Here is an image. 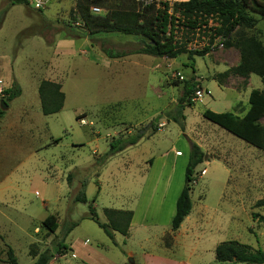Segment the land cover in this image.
Returning <instances> with one entry per match:
<instances>
[{"label":"rangeland","instance_id":"374dc122","mask_svg":"<svg viewBox=\"0 0 264 264\" xmlns=\"http://www.w3.org/2000/svg\"><path fill=\"white\" fill-rule=\"evenodd\" d=\"M77 1L52 0L44 10L35 11L0 0V108L1 101L7 105L0 119V188L26 190L27 207L35 206L40 213L57 217L60 224L54 234H48L36 220L0 207V213L7 216L0 217V250L5 251L4 257L11 248L17 264H32L31 246L58 255L57 244L61 238H65L63 245L67 250L60 264H118L121 261L130 264L129 260L139 264L142 253L163 251L177 264H218L214 260L216 245L231 240L264 251V223L252 218L253 214L264 216V208H254L255 202L264 199V153L202 117L204 110H210L233 112L240 118L248 107L249 93L262 89V79L253 74L245 78L233 75L218 78L239 64L237 44L226 47L223 39L215 38L211 51L204 57H194L193 63L186 55L166 59L139 54L142 45L138 37L121 34H101L91 40L83 37L86 33L76 14ZM89 1L90 12L91 8H98L99 13L95 15L100 16L110 10L125 14L138 11L140 3L137 0ZM152 1L172 5L187 0ZM254 18L258 23L245 34L255 37L264 47V18L256 15ZM216 26V21H209L208 28ZM202 31L189 33L179 27L176 36L179 41L190 39L188 50H201L209 42ZM105 51L124 56L109 59ZM192 79L197 84L195 92L200 91L201 96L196 99L194 93L192 106L184 109L182 129L170 116L175 113L185 82ZM42 80L60 84L65 97L62 110L52 116H43L40 112L37 89ZM13 81L19 85L21 95L8 102L3 91ZM259 124L264 128V120ZM139 133L143 136L138 143L120 152L121 156L115 160H130L135 173L140 168L154 173L161 166L159 155L169 154L172 148L170 158L161 169L163 176H167L173 150L180 151L183 157L177 160L171 176V191L178 183L180 191L183 187L190 142L198 140L206 148L207 156L195 169L190 184L194 213L200 206L198 198L205 206L207 220L203 219V223L208 232L205 231L204 238H192L180 231L172 238L170 221L175 206L170 216L168 203L159 210L155 205L146 212L139 209L137 220L143 217L147 228L133 229L126 237L114 233L113 240L86 219L89 206L94 208L102 224L106 223L105 208L137 207L138 198L119 201L115 194L120 190L110 188L105 179L102 183L98 175L103 172L99 160L109 151L110 143ZM151 159L153 168L149 169L148 164L144 167V162ZM227 170L228 178L224 173ZM68 175L72 176L69 184ZM139 176L132 175L121 183L133 181L138 191ZM82 185H85L86 204L73 201ZM161 188L160 184L158 193ZM40 199L46 201V208L43 209ZM232 208L238 209L239 219L229 223V229L239 230L237 238L233 233H224L228 226L226 217ZM72 223L78 225L64 236ZM35 227L46 233L47 238L36 236ZM78 239H88V245L98 248L101 255L82 258L72 244ZM128 252L133 256H127Z\"/></svg>","mask_w":264,"mask_h":264},{"label":"trees","instance_id":"16d2710c","mask_svg":"<svg viewBox=\"0 0 264 264\" xmlns=\"http://www.w3.org/2000/svg\"><path fill=\"white\" fill-rule=\"evenodd\" d=\"M89 2V0H78L76 3V14L86 33L82 34L83 37L90 40L101 34L138 37L142 45V48L137 52L139 54L158 58L165 57L166 59H175L180 55H186L187 59L193 63L194 57H204L211 51L210 46L215 38L223 39V45L226 47L236 43L240 53L239 64L219 74L218 78L226 79L231 75L245 78L253 74L262 79V89L260 91L252 90L249 93V108L243 117L239 118L232 112L214 113L210 110H204L202 117L264 153V128L259 124L261 120H264V47L255 37L245 34L258 23V20L254 18L255 15L264 18V0H187L174 2L172 5L162 1L150 4L138 3V11L125 14L121 11L110 10L101 16L90 12ZM8 3L10 6H28L25 0H8ZM209 21H216L217 26L208 28ZM179 27L189 33L203 29V34L208 37V46L201 50H188L187 42H190V39L186 38L185 42L177 39L176 32ZM104 54L109 59H118L124 56L110 51H105ZM218 84L221 85V83ZM196 87L197 84L193 79L185 82L183 94L178 100L175 113L170 116L171 120L178 123L182 129L183 111L186 107L192 106L191 101L194 98ZM37 92L40 112L43 116H52L62 110L65 97L60 84L42 80L38 85ZM3 95L10 102L21 95V89L13 81L10 87L3 91ZM3 116L4 112L0 110V119ZM156 130L154 129V132ZM142 136L143 133H139L130 138L113 140L109 145V151L99 160L100 165L127 147L136 145ZM204 159L205 154L200 147L191 144L184 172L183 187L177 197L174 215L170 221L171 232L177 231L191 212L192 186L190 184L195 169L204 162ZM67 181L68 184L72 181L71 175L67 176ZM81 187V191L73 201L86 204L85 185ZM254 208H264V199L255 202ZM103 214L106 218L105 224L98 221L94 208L89 206L87 219L93 221L110 240H113L114 233L123 237L128 235L133 215L131 211L105 208ZM252 218L264 223V216L253 214ZM41 227L46 229L48 234H54L59 227L57 218L53 215L46 217L41 222ZM75 227L76 224L72 223L64 232V236H67ZM64 239L61 238L57 244L59 256H63L66 251V247L63 245ZM6 254L8 264H17L11 248H8ZM30 255L34 259L32 264H49L54 257L48 249L39 252L36 245L30 247ZM214 260L218 264H264V251L253 249L236 240L224 241L215 247Z\"/></svg>","mask_w":264,"mask_h":264},{"label":"crops","instance_id":"0c3cea01","mask_svg":"<svg viewBox=\"0 0 264 264\" xmlns=\"http://www.w3.org/2000/svg\"><path fill=\"white\" fill-rule=\"evenodd\" d=\"M248 108H249V106L247 107L246 112H247ZM84 117H85V115H84ZM191 144H196L197 146H199L200 149H202V151L204 152L205 156H207L206 148L204 147V145L201 142H199L198 140L195 143L190 142V147H191ZM171 150H172V148L169 150L170 153L172 152ZM123 152L124 151H122V153ZM122 153L115 154V155L111 156L104 163L101 164L100 169H101V172L102 171L103 172L98 175V179H100V181L102 183L105 179L107 181L106 184H109L110 188H112L114 190L117 189V191L120 190L119 192H117L115 194V196H117V199L119 201L121 199L125 200L127 197L129 198V201H131L132 198H134V199L138 198V201H137L138 202V204H137L138 208L134 207V208H130V209H125L123 207V205H121L119 209H114V210L131 211L132 212L133 215H132V219H131L130 226L128 229V235H130V233L133 229L139 228V229L145 230V228H147V226H148V224L146 223V220L143 217L138 218V220H137L136 216H137V211L139 212V209H140V212H142V211L146 212L153 205H155V208L157 210H159L166 203H168V214H170V216H172V208L175 206V202H176L177 197L180 193V186H179V183L176 184L174 186V188H172V191H171V187H170L171 180L170 179H171L172 174L174 173V168H175V165L177 164V160L179 158L183 157V153H181L180 151H177L175 149L173 150L172 165L170 168V172L167 174V176H163L161 169L164 166V161L166 159L170 158V156H171L170 153L169 154L163 153L162 155H159L158 158L161 160V166H160V169H158L154 173H147V170H145V169L141 170V168L139 171H137V173H135L133 170H131V168L133 166L131 165L130 160L124 159V158H122L123 159L122 162L120 160H115L116 158L121 156ZM213 162H215V160ZM144 164H145L144 167H146V165L148 164L147 165L148 168L152 169L154 166V160L151 159V160L145 161ZM112 166H113V168H112ZM136 167H138V164H136ZM224 173H225L226 178H228L229 174H230L229 170H227V172H224ZM138 174L140 176L138 178L136 186L139 187L140 190L136 191V188L133 187V181L127 182L124 184L121 183L123 180H127V178L132 177V175H134L133 178H135V176H138ZM225 181H226V179H225ZM160 184H161L162 188L160 190V193H158V189H159ZM99 190H101V188ZM26 195H27L26 190L12 189L9 187L0 188V207H4V209L5 208L6 209H8V208L12 209V210L18 212L19 214H22L27 219H30L31 221L36 220L38 223L43 222V220L46 217L50 216V214L40 213L38 211V208L35 206H31V208L27 207V203H25ZM198 200L200 203L198 211H196L194 213L193 206H192L190 214L184 219V221L180 225L179 229L175 232H171L172 234H170V235L172 238L174 237V233H179V231H180V234H182V235L188 234V236H190L192 238H204L207 235L208 230L204 226L205 223H203V219L207 220V218L205 217V215H206L205 210H204L205 206L202 205L200 198H198ZM41 201H42L43 209L46 208L47 207L45 204L46 201H44V200H41ZM125 204H127V202H125ZM37 211L39 212V215H38ZM234 211H236V212H234ZM0 217H2L4 219L7 218V216L5 214H2V213H0ZM232 217L234 220H231ZM85 218L86 217H84L83 220H85ZM238 219H239V214H238L237 208L235 210L232 208L230 211H228V214L226 217V224L228 226H226L225 230L223 229L225 234L228 232L231 234L233 233L235 235L234 238H237L236 234L238 233L239 230L236 229V231L232 232V230L229 229V223H231V222L235 223V221ZM57 221H58V219H57ZM58 224H59V222H58ZM75 224H76V226L78 225V223H75ZM202 226H204L203 229H202ZM59 227H60V224H59ZM59 227H58V229H59ZM205 231H207V232H205ZM33 233L36 236L40 235L41 236L40 238H47L46 237L47 234L46 233L43 234L41 232V229L38 227L34 228ZM209 233H211V231ZM0 238H2V237L0 236ZM113 239H115V238H113ZM88 243H89L88 239H84V240L78 239V241H74V242L72 241V244H74L73 246H75L77 248V250L82 255L81 256L82 258L86 259L89 256H91L92 254L101 255V251H99L98 248H94V247L88 245ZM71 248H73L72 245H71ZM66 250H67V248H66ZM42 251H44V250H42ZM42 251H39V252H42ZM4 252L5 251L0 250V262L1 263L7 262V257H4ZM13 255H14V253H13ZM126 255L127 256H133L132 252H128V253H126ZM53 256L54 257H53L52 261H50L49 264H60L61 261L64 260V258H66V255L58 257L59 255H56V253H54ZM56 257H58V260L55 259ZM139 261H140L139 264H177L175 259L165 255L164 251L161 253H149V252L148 253L147 252L142 253L139 257ZM118 264H123V262L121 261Z\"/></svg>","mask_w":264,"mask_h":264},{"label":"built area","instance_id":"2783aa9c","mask_svg":"<svg viewBox=\"0 0 264 264\" xmlns=\"http://www.w3.org/2000/svg\"><path fill=\"white\" fill-rule=\"evenodd\" d=\"M28 7H30L31 9L35 10V11H41L44 10L47 6H49V4L52 2V0H25ZM138 2H140L141 4H150L153 1L152 0H137ZM92 13L96 14L99 13V9L98 8H91ZM180 79L181 76H179ZM201 96V92H195V98H199ZM194 98V99H195Z\"/></svg>","mask_w":264,"mask_h":264},{"label":"water","instance_id":"95a60500","mask_svg":"<svg viewBox=\"0 0 264 264\" xmlns=\"http://www.w3.org/2000/svg\"><path fill=\"white\" fill-rule=\"evenodd\" d=\"M6 109H7V105L3 101H1V108H0V110L1 111H4ZM129 263L132 264L133 261L132 260H129Z\"/></svg>","mask_w":264,"mask_h":264}]
</instances>
